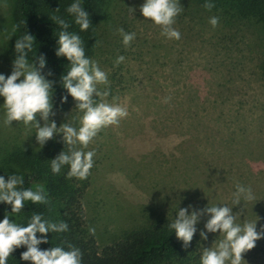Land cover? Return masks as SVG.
Instances as JSON below:
<instances>
[{"label":"rangeland","instance_id":"obj_1","mask_svg":"<svg viewBox=\"0 0 264 264\" xmlns=\"http://www.w3.org/2000/svg\"><path fill=\"white\" fill-rule=\"evenodd\" d=\"M113 1L112 25L102 50L106 56L96 60L109 84L97 87L109 90L106 102L126 108L128 115L118 126L103 128L83 149L95 151L82 204L98 247L112 244L126 231L176 218L181 208L191 214L206 205L233 207L237 184L251 187L255 200L242 199L233 207V213L242 211L236 222L257 221L260 231L264 226V27L249 21L231 29L219 22L213 28L209 23L213 16L191 15L192 10L185 9L188 2L179 1L183 11L172 27L181 38L168 39L142 16L145 0ZM14 2L0 0V74L6 78L15 59L9 55L12 38H5L14 35ZM120 28L135 33L129 46L123 44ZM118 56L124 61L117 65ZM165 98L170 99L164 102ZM3 103L0 97V176L7 180L16 173L9 153L40 145L35 128L15 121L4 126ZM75 104L66 112L53 106L55 116L49 119L57 127L67 123L78 128L82 113ZM54 139L62 140V134ZM207 219L200 217L199 232L206 231ZM207 236L203 249L223 238L219 232ZM242 255L241 264H264V238Z\"/></svg>","mask_w":264,"mask_h":264},{"label":"clouds","instance_id":"obj_2","mask_svg":"<svg viewBox=\"0 0 264 264\" xmlns=\"http://www.w3.org/2000/svg\"><path fill=\"white\" fill-rule=\"evenodd\" d=\"M204 7L210 11L215 5L207 2ZM182 10L179 0H145L140 7L142 16L161 28V35L176 40L181 38V34L172 25ZM66 11L75 17L74 22L79 25L81 31L89 29L91 23L89 13L81 6L80 0L69 5ZM53 19L64 29L59 33L55 54L57 57H65L70 63V70L66 75L61 76V83L67 94L76 102L75 108L82 113L79 118L80 126L76 128L62 123L57 127L56 122L49 119L50 116H55L52 111L55 82L42 75L46 64L43 55L36 56L32 63H29L27 54L32 51L34 37L28 33L15 41L14 51L17 55L13 60L11 74L7 78L0 74V97L4 98L3 124L10 127L15 121L22 122L26 128H35L36 142L41 147L47 141L54 139L56 134H62V142L69 146L68 151H61L51 159V171L59 174L62 167L67 165L68 178L83 180L90 175L95 156L94 150L83 149L88 147L103 128L118 126L120 120L127 117L128 113L127 109L119 104L106 102L105 98L110 95L109 90H98L97 85L109 84L108 75L101 70L96 61L86 58L80 36L66 30L69 25L65 20L60 17ZM209 23L215 28L219 23V17H211ZM19 27L20 25H14L12 34ZM117 31L122 36L125 46H129L135 39V33H126L123 28ZM5 38L10 40L12 35L9 34ZM123 61L124 57L118 56L115 63L118 65ZM97 97L101 98L99 102ZM169 99L165 98L164 102H168ZM66 101L67 96H63L61 103ZM40 120L43 121V126ZM24 182L23 175L16 173L9 175L7 180L4 176H0V203L11 205L10 213H20L25 202L30 201L32 204L49 202L43 185H36L35 189H25ZM242 199L250 202L255 200V196L251 187L237 184L236 191L232 193L233 207L240 205ZM233 207L206 205L199 211L193 210L191 214L188 208H181L176 213L175 220L169 224V228L175 230L176 238L187 248L197 232L196 225L200 217L207 215L209 219L204 224L206 231H200L201 239L207 240V233L217 232L223 238L216 242L214 247L203 249L200 264H226V262L241 264L244 260L242 254L252 250L256 246V241L264 238V226L257 231V221L237 223V217L242 211L233 213ZM67 230L66 222L50 223L43 220L40 214H34L27 226L15 223L5 214L4 219L0 221V264H7L11 254L21 246H26L27 250L21 253L20 259L31 261L32 264H81L82 253L74 246L69 245L67 251L59 246L47 250L38 248V245L48 243V233H61ZM89 232L94 235L95 229L90 228ZM37 233H40L42 238H37Z\"/></svg>","mask_w":264,"mask_h":264},{"label":"trees","instance_id":"obj_3","mask_svg":"<svg viewBox=\"0 0 264 264\" xmlns=\"http://www.w3.org/2000/svg\"><path fill=\"white\" fill-rule=\"evenodd\" d=\"M179 1L188 2L185 9L192 10L189 12L191 15L196 14L202 18L219 17V22L228 29L249 21L264 27V0ZM74 2L76 0L14 2L13 23L20 27L12 37L9 55L13 58L17 55L14 51L16 39L27 33L34 37L33 48L28 52L27 59L33 61L36 56L45 57L46 64L42 75L55 82L52 102L53 106L62 112L68 111L76 102L62 87L61 76L70 70V63L65 57H57L55 54L59 33L64 29L53 18L60 17L68 23L66 30L80 36L86 58L94 61L106 56L102 50L107 39V28L112 25L110 8L113 0H80L81 6L89 13L91 23L87 31H81L79 25L74 22L75 17L66 11ZM207 2L215 5L210 11L204 7ZM49 72L52 74L48 75ZM63 96H67L65 103H61ZM68 147L62 140L51 139L43 147L14 150L9 153V164L17 175L24 177L23 188L35 189L36 185H43L49 202H25L24 208L18 214L10 213L11 205L0 203V221L6 214L15 223L27 226L34 214H40L43 220L50 223L66 222V232L48 233V243H42L38 248L47 250L59 246L67 251L69 245L74 246L82 253L81 264H200L203 241L197 225L193 240L185 248L183 242L176 238L175 230L169 228L175 218L159 219L145 227L126 231L112 244L99 248L94 235L90 234L87 228L82 204L89 186V176L83 180L68 178L67 165L62 167L59 174L51 171V159L61 151L67 152ZM37 238H42L40 233H37ZM26 250V246L17 248L8 258L7 264H32L31 261L20 259L21 253Z\"/></svg>","mask_w":264,"mask_h":264}]
</instances>
